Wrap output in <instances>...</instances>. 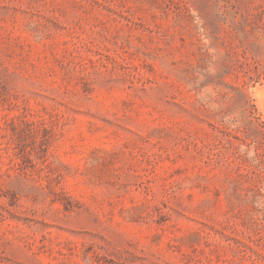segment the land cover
<instances>
[{
  "label": "rangeland",
  "instance_id": "obj_1",
  "mask_svg": "<svg viewBox=\"0 0 264 264\" xmlns=\"http://www.w3.org/2000/svg\"><path fill=\"white\" fill-rule=\"evenodd\" d=\"M0 264H264V0H0Z\"/></svg>",
  "mask_w": 264,
  "mask_h": 264
}]
</instances>
